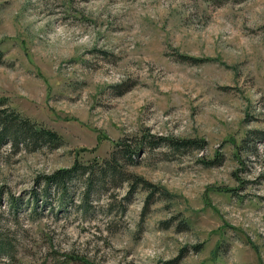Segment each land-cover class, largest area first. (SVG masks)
Instances as JSON below:
<instances>
[{
	"label": "rangeland",
	"instance_id": "374dc122",
	"mask_svg": "<svg viewBox=\"0 0 264 264\" xmlns=\"http://www.w3.org/2000/svg\"><path fill=\"white\" fill-rule=\"evenodd\" d=\"M0 48V107L64 137L0 145V264H264V0H0ZM145 132L202 143L128 164L168 197L42 193Z\"/></svg>",
	"mask_w": 264,
	"mask_h": 264
},
{
	"label": "trees",
	"instance_id": "16d2710c",
	"mask_svg": "<svg viewBox=\"0 0 264 264\" xmlns=\"http://www.w3.org/2000/svg\"><path fill=\"white\" fill-rule=\"evenodd\" d=\"M3 58L4 52L0 48V62L3 61ZM189 58L195 62L199 60L195 57ZM126 89L127 87L122 89L121 92ZM2 103L0 99V106ZM253 133L263 135L264 131L255 129ZM6 142H9L10 146L15 150L24 147L25 149L33 151L42 146H48L50 148L59 147L64 143V137L55 129L38 123L14 109L8 110L6 107H0V145ZM164 145H168L177 150L202 147L199 139L175 138L149 132L143 133L135 143L121 138L115 141L114 147L107 156L88 162L75 159L71 166L58 168L51 173L43 175L41 177V183L43 184L42 193L47 197L51 188L55 187L58 191L66 192L62 196L63 202L66 198L69 181L76 176H81L85 184L82 195L85 203L89 196L91 197L97 186H102L106 183L116 185L129 182L130 194L137 190L139 186L150 189L148 200H155L153 198L157 191L163 196L168 197L169 195L163 187L152 183L150 180L127 168L128 164L133 163L135 157L144 148H154ZM0 248H4L3 243H0ZM0 250L3 251L4 249Z\"/></svg>",
	"mask_w": 264,
	"mask_h": 264
}]
</instances>
